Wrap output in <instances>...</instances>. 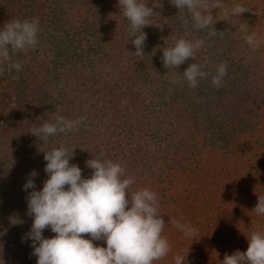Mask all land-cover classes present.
<instances>
[{
    "label": "trees",
    "instance_id": "16d2710c",
    "mask_svg": "<svg viewBox=\"0 0 264 264\" xmlns=\"http://www.w3.org/2000/svg\"><path fill=\"white\" fill-rule=\"evenodd\" d=\"M141 2L154 14L137 56L119 0H0V30L33 19L40 28L34 49H9L0 63V92L10 96L0 100V264H37L31 239L22 242L34 219L27 214L33 189L24 185L35 171L42 190L44 151L60 146L74 150L70 163L84 178L93 173L86 161L111 160L135 180L133 192H156L171 250L154 264H175L176 256L222 264L226 254L247 251L253 231H264V216L254 211L264 198V0H223L229 13L237 4L247 11L213 9L214 25L205 30L182 23L190 14L170 0ZM253 34L255 47L246 42ZM180 38L204 45L195 59L165 68L163 50ZM12 62L22 70L10 69ZM193 63L207 73L194 88L182 75ZM220 64L227 75L215 87ZM57 116L82 122L45 142L31 133ZM174 220L197 233L185 236Z\"/></svg>",
    "mask_w": 264,
    "mask_h": 264
},
{
    "label": "clouds",
    "instance_id": "9594fccd",
    "mask_svg": "<svg viewBox=\"0 0 264 264\" xmlns=\"http://www.w3.org/2000/svg\"><path fill=\"white\" fill-rule=\"evenodd\" d=\"M180 12L187 9L190 21L181 17V22L197 30H205L214 25L213 9H223L224 15L240 16L247 11L237 4L229 10L224 9L223 0H170ZM123 15L130 22L135 39L137 56L144 55L143 47L147 34L142 30L151 25L154 14L141 0H119ZM142 30V31H141ZM39 21H13L0 30V63L10 59V52H27L38 44ZM136 33H139L138 35ZM209 35L223 36L224 32L213 30ZM246 42L257 46L255 35H248ZM204 45L203 40L180 38L173 47L163 50L161 57L164 67L184 64L188 58ZM10 69L22 70L19 62H12ZM190 87H197L200 79L207 73L196 63L191 64L182 74ZM227 75V65L220 64L212 77V84L219 87ZM81 120H67L57 116L54 122H44L33 128L31 133L45 142L57 133L74 130ZM47 162L45 172L48 179L42 190H35L33 171L24 185V190L33 189L27 197L28 215L33 223L22 242L31 239L32 255L37 264H154L170 252V244L162 235L165 220L159 212V199L155 191L143 188L132 191L135 180L127 177L125 167L111 160L96 158L86 161V167L93 170L90 178L82 176V169L70 160L74 150L60 146L44 151ZM257 215L264 216V198L259 197L254 209ZM13 224L22 221L13 218ZM173 225L187 237H193L197 229L190 224L172 221ZM56 235L45 238L44 230L49 229ZM88 234L90 238H85ZM246 252L236 250L225 255L222 264H264V231H253ZM94 241H105L106 247L96 246ZM186 257L176 256L175 264H184Z\"/></svg>",
    "mask_w": 264,
    "mask_h": 264
},
{
    "label": "rangeland",
    "instance_id": "374dc122",
    "mask_svg": "<svg viewBox=\"0 0 264 264\" xmlns=\"http://www.w3.org/2000/svg\"><path fill=\"white\" fill-rule=\"evenodd\" d=\"M0 100L10 101V96L7 90H2L0 92Z\"/></svg>",
    "mask_w": 264,
    "mask_h": 264
}]
</instances>
